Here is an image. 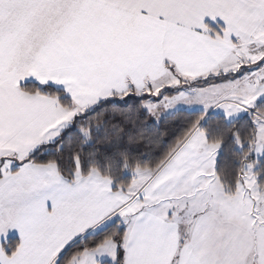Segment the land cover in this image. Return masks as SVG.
<instances>
[{
    "label": "snow or ice",
    "instance_id": "snow-or-ice-1",
    "mask_svg": "<svg viewBox=\"0 0 264 264\" xmlns=\"http://www.w3.org/2000/svg\"><path fill=\"white\" fill-rule=\"evenodd\" d=\"M0 264H264V0H0Z\"/></svg>",
    "mask_w": 264,
    "mask_h": 264
},
{
    "label": "trees",
    "instance_id": "trees-1",
    "mask_svg": "<svg viewBox=\"0 0 264 264\" xmlns=\"http://www.w3.org/2000/svg\"><path fill=\"white\" fill-rule=\"evenodd\" d=\"M228 147L230 146H226V149H225L226 152L228 151ZM128 178L130 179V175L128 176Z\"/></svg>",
    "mask_w": 264,
    "mask_h": 264
}]
</instances>
